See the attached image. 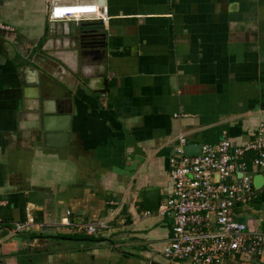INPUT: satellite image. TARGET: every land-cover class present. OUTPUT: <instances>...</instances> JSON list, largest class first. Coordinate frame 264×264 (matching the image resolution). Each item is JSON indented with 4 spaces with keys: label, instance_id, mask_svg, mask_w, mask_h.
<instances>
[{
    "label": "crops",
    "instance_id": "1",
    "mask_svg": "<svg viewBox=\"0 0 264 264\" xmlns=\"http://www.w3.org/2000/svg\"><path fill=\"white\" fill-rule=\"evenodd\" d=\"M54 1H95L109 19L50 20ZM0 22L13 28H0V264H171L173 218L143 215L154 209L141 192L158 189L160 203L171 191L180 132L190 149L255 137L264 0H0ZM82 28L97 46L81 44ZM42 79L70 93L57 115L67 131L46 143ZM245 161L255 197L237 218L264 235V168ZM27 213L34 222L12 234ZM63 218L108 226L87 235ZM225 264H264V254Z\"/></svg>",
    "mask_w": 264,
    "mask_h": 264
},
{
    "label": "built area",
    "instance_id": "2",
    "mask_svg": "<svg viewBox=\"0 0 264 264\" xmlns=\"http://www.w3.org/2000/svg\"><path fill=\"white\" fill-rule=\"evenodd\" d=\"M48 18L107 23L109 16L106 6L95 1H54L49 6ZM0 28L13 29L2 22ZM173 141L168 161L173 187L156 210L143 211V215L155 212L173 218L172 232L163 248L164 256L171 264H225L228 256L242 254L261 257L264 254L263 233L251 229L248 222L237 218V213L241 207L251 208L255 197L246 158L250 155L255 170L264 168V121L259 123L255 137L244 145L223 138L216 143L201 144L199 154H187L184 133L180 132ZM117 213L112 211L110 216ZM107 221L103 218L70 223L63 218L60 224L87 235H97L107 228ZM32 222L33 216L27 213L25 221L12 222L10 232L25 230Z\"/></svg>",
    "mask_w": 264,
    "mask_h": 264
},
{
    "label": "water",
    "instance_id": "3",
    "mask_svg": "<svg viewBox=\"0 0 264 264\" xmlns=\"http://www.w3.org/2000/svg\"><path fill=\"white\" fill-rule=\"evenodd\" d=\"M85 28H82L80 30V33L82 36H80V42L81 44H86V46H90L94 43H97L100 38L98 35L93 34V32L85 31L83 30ZM97 46V45H92ZM39 82L35 83V86H38ZM42 92H41V98H42V112H43V118H42V138L44 139L45 143L46 140L53 139L54 137H62V133H66V127L64 126L65 123L63 119H60L57 115H65L68 111L67 110H61L59 107H62V104L67 103L69 104L70 101V93L64 92L61 93L59 89L53 87L50 83L44 81L42 79ZM38 97V96H37ZM53 101L57 106V109L54 110L51 108L46 109V106L53 105ZM70 105V104H69ZM70 107V106H68ZM39 109V106L36 108ZM57 116V118H56ZM59 134V135H58ZM57 135V136H56ZM57 137V138H58ZM195 149H190V145L185 144L184 145V152L187 154H199L201 150V144H198L195 146ZM260 177H254V185L261 186L260 184ZM142 198L144 200L145 207L152 208L154 210L158 207V199H159V190L153 189L149 191H143L141 192ZM148 202V203H146Z\"/></svg>",
    "mask_w": 264,
    "mask_h": 264
}]
</instances>
